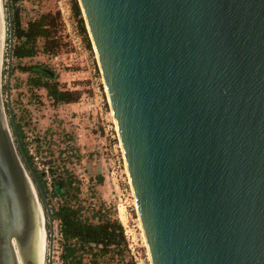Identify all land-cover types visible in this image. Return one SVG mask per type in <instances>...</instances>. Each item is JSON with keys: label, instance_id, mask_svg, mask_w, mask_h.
Instances as JSON below:
<instances>
[{"label": "water", "instance_id": "95a60500", "mask_svg": "<svg viewBox=\"0 0 264 264\" xmlns=\"http://www.w3.org/2000/svg\"><path fill=\"white\" fill-rule=\"evenodd\" d=\"M0 0V264L52 260L10 109ZM150 264H264V0H77ZM13 135V136H12Z\"/></svg>", "mask_w": 264, "mask_h": 264}, {"label": "rangeland", "instance_id": "374dc122", "mask_svg": "<svg viewBox=\"0 0 264 264\" xmlns=\"http://www.w3.org/2000/svg\"><path fill=\"white\" fill-rule=\"evenodd\" d=\"M2 6V99L12 132L5 104L9 38L5 0ZM10 8L17 11L24 28L42 15L59 14L49 38L55 42L52 51L47 52L44 39L38 38L33 56L12 57L10 68L9 104L14 126L21 127L32 167L45 184L50 213L66 200L74 209H80V217L89 223L116 221L122 227L121 233L116 230L118 244L106 252L93 248V254L81 253L83 264H93V260L95 264H150L95 53L87 31L90 48L78 28L72 0H15ZM17 45L19 41L14 37L12 48ZM20 67L40 68L50 77L24 73ZM44 83L56 85L60 92L73 93L76 101L56 102L42 86ZM57 180L71 181L65 199L52 195ZM39 201L47 232V264L48 221ZM62 246L59 223L53 220L51 264H62Z\"/></svg>", "mask_w": 264, "mask_h": 264}, {"label": "trees", "instance_id": "16d2710c", "mask_svg": "<svg viewBox=\"0 0 264 264\" xmlns=\"http://www.w3.org/2000/svg\"><path fill=\"white\" fill-rule=\"evenodd\" d=\"M15 0H10L14 2ZM12 12V36L19 41V45L12 48V57L21 59L28 58L34 54V43L38 38L44 39V46L46 51H52L55 47V42L49 40L51 36V29L56 26V21L59 14L51 15L46 14L40 16L39 19L34 22H29L24 28L20 24V18L17 11L11 9ZM72 12L77 19L78 28L82 35L85 36V42L87 47L90 48L89 40L87 37L85 25L82 19L81 11L79 9L76 0H72ZM20 70L24 73H34L50 77V73L35 67H20ZM48 91L49 96L56 102H74L76 96L71 92H60L57 90L56 85H48L44 83L42 85ZM16 134L20 141L23 153L32 168L36 178L38 179L42 190L46 196L47 189L45 184L41 181L42 178L36 173L32 167L31 157L28 156L26 144L23 142V131L19 125H15ZM71 186V181L57 180L53 183L52 190L53 196L64 197L68 193V189ZM80 209H74L70 206L66 200L58 204V206L52 211V220H56L59 223L60 233L63 240L62 246V264H83L81 253H92L93 248H99V251L106 252L108 247L118 244L116 241V230L121 233V226L114 221H103L98 224L89 223L79 215ZM94 256V255H92ZM96 263L95 260L92 261Z\"/></svg>", "mask_w": 264, "mask_h": 264}]
</instances>
